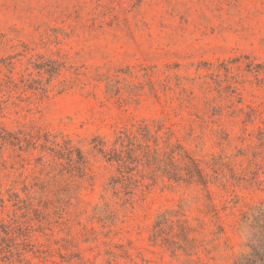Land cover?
Masks as SVG:
<instances>
[{
	"label": "rangeland",
	"instance_id": "1",
	"mask_svg": "<svg viewBox=\"0 0 264 264\" xmlns=\"http://www.w3.org/2000/svg\"><path fill=\"white\" fill-rule=\"evenodd\" d=\"M142 121L210 178L223 235L211 242L205 221L196 254L172 256L151 229L182 205L195 226L198 188L107 187L94 138L109 147ZM37 134L86 164L54 160L43 137L0 139V264H234L243 217L264 212V0H0V136Z\"/></svg>",
	"mask_w": 264,
	"mask_h": 264
},
{
	"label": "trees",
	"instance_id": "2",
	"mask_svg": "<svg viewBox=\"0 0 264 264\" xmlns=\"http://www.w3.org/2000/svg\"><path fill=\"white\" fill-rule=\"evenodd\" d=\"M48 76V83L59 75V68L49 67L43 70ZM153 128H155L153 130ZM163 125L152 127L145 121L136 125L122 127L114 135L112 144L107 147L104 139L96 137L97 144L92 150L101 156L102 160L110 167L114 168V175L110 178L107 187L114 195L122 192L124 196L132 195L137 187L139 179L148 177L150 181L156 179L165 180L175 185L198 188L202 194L199 214L201 218H194L195 226H192L186 216L184 207L177 209H167L160 213L151 229V239L153 242L159 241L162 246L170 250L172 256L176 252H181L185 256L196 254L200 244L197 240L201 236L205 221L210 227L211 242L219 240L223 235V227L220 223L219 210L216 208L211 192L209 190L210 178L204 172L199 163L188 153L179 143H170L169 138L162 140L159 132ZM44 144L39 145L42 151L48 152L54 160H65L69 165L75 163V169L79 174L83 172L86 160L81 152L72 147L70 143L64 142L63 146L52 143L47 145V136L42 135ZM40 134L29 139L20 140L13 138L5 139L0 136L2 144L18 146L25 143L27 147L35 149L37 142L42 138ZM160 141L162 147H160ZM20 145V146H19ZM76 155L77 159L72 157ZM60 165V163H58ZM212 173L217 176V172L212 168ZM196 202L200 199L197 197ZM189 206V204H188ZM243 223L248 229L246 248L248 252L242 254L234 264H264V212H259L258 216L250 215L243 217ZM11 230L4 228L7 236Z\"/></svg>",
	"mask_w": 264,
	"mask_h": 264
}]
</instances>
